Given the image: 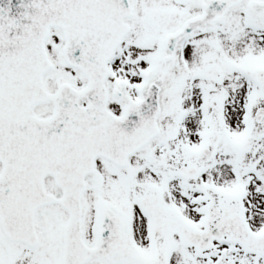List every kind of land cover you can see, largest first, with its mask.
Wrapping results in <instances>:
<instances>
[{
  "label": "snow or ice",
  "instance_id": "6c2138e0",
  "mask_svg": "<svg viewBox=\"0 0 264 264\" xmlns=\"http://www.w3.org/2000/svg\"><path fill=\"white\" fill-rule=\"evenodd\" d=\"M0 264H264V0H0Z\"/></svg>",
  "mask_w": 264,
  "mask_h": 264
}]
</instances>
